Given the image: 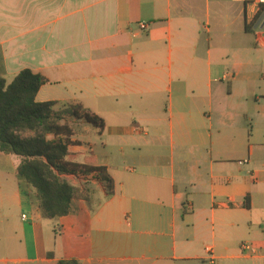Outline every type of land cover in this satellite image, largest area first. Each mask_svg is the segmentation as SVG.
<instances>
[{"label": "crops", "instance_id": "obj_1", "mask_svg": "<svg viewBox=\"0 0 264 264\" xmlns=\"http://www.w3.org/2000/svg\"><path fill=\"white\" fill-rule=\"evenodd\" d=\"M261 7L0 0V78L31 70L49 82L37 102L102 118V134L79 123L71 162L115 183L108 197L97 173L64 176L72 212L44 219L0 152V264H264Z\"/></svg>", "mask_w": 264, "mask_h": 264}, {"label": "trees", "instance_id": "obj_2", "mask_svg": "<svg viewBox=\"0 0 264 264\" xmlns=\"http://www.w3.org/2000/svg\"><path fill=\"white\" fill-rule=\"evenodd\" d=\"M263 12L261 7L256 21ZM48 83L31 70L22 71L10 84L0 78V152L22 159L18 167L21 185L34 191L42 217L55 220L71 214L79 194L64 176L97 173L108 197L114 195L115 183L104 167L90 166L92 160L87 165L71 162L75 130L65 119L82 121L99 134L104 132V120L81 104L37 102L40 89Z\"/></svg>", "mask_w": 264, "mask_h": 264}, {"label": "rangeland", "instance_id": "obj_3", "mask_svg": "<svg viewBox=\"0 0 264 264\" xmlns=\"http://www.w3.org/2000/svg\"><path fill=\"white\" fill-rule=\"evenodd\" d=\"M59 108V107H58ZM57 108V109H58ZM65 122H67L68 124H70V125H72L73 127H74V130H79V128H81V123H83L82 121H80V122H78V121H76L77 122V124L78 125H80V126H76V124L74 123L75 121L73 120V119H71V118H66L65 119ZM80 123V124H79ZM91 127V126H90ZM91 129H92V127H91ZM93 140L94 141H96V143L98 144V143H100V141L98 140V136H96V135H93ZM256 147H258L259 146V144H255V143H253ZM262 154H264V153H262ZM18 157V156H17ZM264 157V156H263ZM20 158V157H19ZM258 188H262V191H260V195H262V193L264 192V185H259L258 186ZM264 194V193H263ZM261 201H263V200H261ZM0 257L1 258H4V259H13L14 257H13V255H11L10 253H8V252H6V251H4V252H0Z\"/></svg>", "mask_w": 264, "mask_h": 264}, {"label": "built area", "instance_id": "obj_4", "mask_svg": "<svg viewBox=\"0 0 264 264\" xmlns=\"http://www.w3.org/2000/svg\"><path fill=\"white\" fill-rule=\"evenodd\" d=\"M256 1L258 2L260 6L264 7V0H256ZM141 26L142 28H145L146 25H141ZM23 218L25 219L26 216H24ZM242 249L246 251L247 249H249V246L247 244H244L242 245ZM209 252H211V250H209ZM209 264H216V262L214 259H211Z\"/></svg>", "mask_w": 264, "mask_h": 264}, {"label": "water", "instance_id": "obj_5", "mask_svg": "<svg viewBox=\"0 0 264 264\" xmlns=\"http://www.w3.org/2000/svg\"><path fill=\"white\" fill-rule=\"evenodd\" d=\"M264 20V15L262 16L261 20L259 21L258 27L260 25V23Z\"/></svg>", "mask_w": 264, "mask_h": 264}]
</instances>
